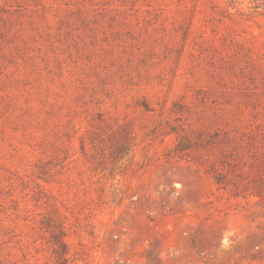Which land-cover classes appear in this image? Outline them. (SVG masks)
<instances>
[{
  "label": "rangeland",
  "instance_id": "374dc122",
  "mask_svg": "<svg viewBox=\"0 0 264 264\" xmlns=\"http://www.w3.org/2000/svg\"><path fill=\"white\" fill-rule=\"evenodd\" d=\"M259 1L0 0V264H264Z\"/></svg>",
  "mask_w": 264,
  "mask_h": 264
},
{
  "label": "trees",
  "instance_id": "16d2710c",
  "mask_svg": "<svg viewBox=\"0 0 264 264\" xmlns=\"http://www.w3.org/2000/svg\"><path fill=\"white\" fill-rule=\"evenodd\" d=\"M262 7L263 11L260 14H264V0H260L254 6V8ZM185 142L184 140H178L177 144L175 145V149H184ZM221 167H217L216 165L212 164L210 168H208V172L212 175L215 183L218 185L219 188L224 190L231 189V186H234L233 176H235V165L228 161L223 153V158L221 160ZM259 168L254 167L246 170L247 173V183L248 185L253 188V195L261 196L262 190L259 183Z\"/></svg>",
  "mask_w": 264,
  "mask_h": 264
}]
</instances>
